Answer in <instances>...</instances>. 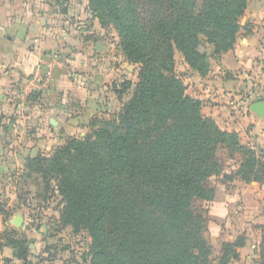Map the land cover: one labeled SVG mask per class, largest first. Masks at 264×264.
Instances as JSON below:
<instances>
[{
	"label": "trees",
	"instance_id": "obj_1",
	"mask_svg": "<svg viewBox=\"0 0 264 264\" xmlns=\"http://www.w3.org/2000/svg\"><path fill=\"white\" fill-rule=\"evenodd\" d=\"M247 4L87 1L102 27L117 30L126 60L139 64L134 91L115 119L92 121L97 128L91 135L69 137L48 156L26 157L23 172L40 175L44 186L61 195L62 223L90 238L89 264H232L238 259L246 241L240 235L223 243L221 257L211 260L206 216L193 203L214 198L209 178L220 172V146L229 155H242L236 176L244 182H264V154L203 114L202 102L186 93L175 72L174 54L205 76L210 58L234 48ZM203 44L212 49L210 55L200 49ZM259 228L258 257L264 264V225ZM5 240L14 257L27 259L30 240L8 234Z\"/></svg>",
	"mask_w": 264,
	"mask_h": 264
},
{
	"label": "crops",
	"instance_id": "obj_2",
	"mask_svg": "<svg viewBox=\"0 0 264 264\" xmlns=\"http://www.w3.org/2000/svg\"><path fill=\"white\" fill-rule=\"evenodd\" d=\"M96 22L86 5H68L66 0H0V109L6 117L2 124L7 123L0 131L3 135L42 137L50 145L59 126L68 132L69 124L106 114V107L94 98L107 94L104 82L112 72H104L108 46L102 42L101 27H93ZM239 23L234 48L210 58L213 63L204 77L192 71L196 83L186 92L210 103L204 112L220 128L237 132L243 142L264 154V117L250 109L253 102L264 99V0H248ZM204 84V91L211 92L208 99L190 92ZM68 106L76 112H69ZM29 121L36 123V129L21 127ZM35 150L24 153L10 147L13 165L23 168L26 157L39 153ZM1 152L8 150L1 145ZM233 184L237 187L232 190L222 192L220 185L214 189L209 214L217 223H223L229 207L239 199L244 209L264 204V182L234 179Z\"/></svg>",
	"mask_w": 264,
	"mask_h": 264
},
{
	"label": "rangeland",
	"instance_id": "obj_3",
	"mask_svg": "<svg viewBox=\"0 0 264 264\" xmlns=\"http://www.w3.org/2000/svg\"><path fill=\"white\" fill-rule=\"evenodd\" d=\"M66 1L68 5L87 6L88 0ZM89 21L90 25H92L91 19ZM96 23L93 27L95 29H99L98 26L101 27L102 42H106L108 46V50L103 55L105 63L103 67L104 72H107V74L112 72L106 82H104L108 86V90H104L107 94L104 93L102 96L98 94L97 98H94L98 102V105L102 104L106 107V114L102 112L101 114L89 116L88 119L84 120L86 122L79 121L78 125L69 124L67 126L71 129L68 132H64L63 128L60 131L59 126L56 128L57 130L54 134L55 139L52 137L50 145L46 138L29 139L28 136L15 138L10 134L7 137V135H3L0 132V146L2 145V147L8 150L7 153L1 152L2 154H0V163L3 164L1 165L3 169L0 170V231L2 232V237L0 238V264H89L90 258L87 253L90 238L85 231L74 232L71 226L62 223L60 220L61 195L54 186H44L40 175L34 173L30 177L25 176L23 168H17L13 165L15 164L13 160L15 156L9 152V149L11 147V151L12 149H17L26 153V151L35 148L38 149L35 150L39 152L38 154L48 156L51 154L54 146L64 143L69 137L91 135L93 129L97 128V125H92V121L115 119L123 104L129 100L137 81L139 64L129 63L126 60L118 44L119 36L114 26L108 25L102 27L99 21ZM200 49L206 51L208 55L212 52V49L205 44L201 45ZM174 58L175 72L185 87L190 84L194 85L196 82H194V77L192 76L193 72L190 68H187L188 65L183 60L181 54L175 52ZM210 61L212 60L210 59ZM123 82L130 83V86L122 88L120 83ZM199 85L201 86V84ZM191 89H193L190 91L191 93L204 99H208L211 94V92L204 91L206 89L205 84L202 89L197 87L196 89L191 87ZM68 108L69 112H76L74 108L70 106ZM210 108V103L208 104L203 100L201 110L204 115H206L205 112ZM3 113H5L4 110L0 109V131L6 130L7 126V123L2 124L3 119L6 118L3 116ZM80 124H82V127H80ZM24 126H26V131L36 129L37 127L36 123L34 124L32 121L22 123L21 127L23 128ZM51 132L52 134L54 133V131ZM61 133L63 134L62 136H60ZM241 142L251 147L249 143L247 144V142H243L242 140ZM4 144L5 146H3ZM31 144L33 146L30 147ZM216 154L218 156L220 172L209 178V185L214 189L220 185L221 191L222 189L232 190L234 187H237L234 184L232 185L234 179L242 181L236 176V171L243 162L242 155L239 153L229 155L224 145L217 149ZM20 164L21 161L17 166H20ZM24 164L25 160L23 166ZM224 175L230 178H226ZM51 182L53 184L54 180ZM210 202L198 199L194 201L193 205L196 211L206 216L204 236L212 247L211 260L216 261L221 257V245L223 243L233 242L240 235L246 240V245L241 252H239L240 248L238 249L239 257L237 260H232L231 263L259 264L258 246L261 236L259 226L264 225L262 224L264 222V204L261 203L260 207L255 208L254 204H252L250 208L244 209L242 208L244 204L239 199L237 203L231 204L223 223L221 222L220 224L209 214ZM13 217L20 218V226L12 221ZM7 234L9 237L14 236L24 241H31L33 245L28 248L29 254L26 260L23 261L13 256V249L6 244L5 237H7Z\"/></svg>",
	"mask_w": 264,
	"mask_h": 264
},
{
	"label": "water",
	"instance_id": "obj_4",
	"mask_svg": "<svg viewBox=\"0 0 264 264\" xmlns=\"http://www.w3.org/2000/svg\"><path fill=\"white\" fill-rule=\"evenodd\" d=\"M250 109L254 113H256L258 116L264 117V99L253 102L250 105ZM15 223H16V225L20 226L21 225L20 219H18Z\"/></svg>",
	"mask_w": 264,
	"mask_h": 264
}]
</instances>
